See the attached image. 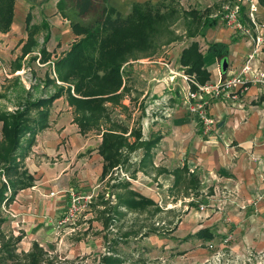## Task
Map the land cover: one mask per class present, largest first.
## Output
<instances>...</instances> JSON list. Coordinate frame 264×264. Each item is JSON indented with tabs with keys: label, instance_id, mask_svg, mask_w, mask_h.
<instances>
[{
	"label": "rangeland",
	"instance_id": "obj_1",
	"mask_svg": "<svg viewBox=\"0 0 264 264\" xmlns=\"http://www.w3.org/2000/svg\"><path fill=\"white\" fill-rule=\"evenodd\" d=\"M177 1L186 9L197 8L203 12L207 7L209 10L204 12V16L215 17L220 13L219 25L208 29L205 36L189 38L186 36L184 21L180 19L173 26L176 33L181 36L180 40L170 44L163 43L155 54H141L139 59L124 65L125 77L131 90L126 93L121 104L116 106L109 104V112L116 123L128 125L130 129L142 130L144 141L159 137L157 132L159 128H163L168 134L165 137L166 142L174 135L178 144L183 146H180L178 150L173 147L168 152L165 149L166 146L160 144L159 140L152 149L153 154L147 159L143 157L142 147L131 154L128 162L122 163L113 170L112 174L101 179V176L94 173L95 167H93V164L98 165L96 159L100 161L102 159L96 151L101 142L100 130L92 128L83 132L79 129L74 120V113L67 109L66 97H59L51 107H48L51 126L45 129V132L47 136L51 134L54 139H60V142L45 161L42 160V156L45 155L42 154L43 149L38 146L39 143H33L26 156L21 159L24 164L26 160H29L48 168L47 171L44 170L42 177L47 173L50 174L51 177L47 180L49 185L39 188V191L44 192L50 190L53 185L57 186H55L56 195L52 197L50 209L45 211L46 217L37 221L40 224L48 221L47 230H50V238L41 237L32 231L34 225L25 224L26 221L19 218L12 209L14 202L2 210L7 217L3 230L14 231L15 235L23 236L19 243V251L30 250L33 241L38 239L36 241H39L50 255H57L61 260L71 264H106L103 262V256H117L111 241L119 239V247L122 251L131 254L130 257H133L132 253H135L134 257L137 258L131 259L125 256L127 260L121 264H264V187L252 193L249 200L238 196L237 185L234 186L237 193L235 191L231 194L220 192L226 188L222 186L219 187V194L213 193L212 187L215 184L219 186L222 184V176L216 171H205L200 165L201 159L194 158L198 155L194 152L196 149L204 150V146L209 145L213 138L219 139V119L212 116L215 119L214 126L209 132L205 130L199 120L197 109H194L196 101L188 98L191 82L187 81L183 75L186 74L195 79L196 77L189 74L180 63L182 50L193 40H197L200 43V50L207 56V65L216 64L219 61L218 72H221L224 53L215 55L217 57L213 55L211 58L208 53L209 44L226 42L235 45L238 41L233 42L234 37L240 42L244 38L247 41L251 40L250 50L244 55L243 61H245L253 50L255 31L250 23L246 26L248 31H243L237 26L238 13L240 14L238 0ZM57 2L58 0L25 1L26 7H23L25 15L30 9L29 4L32 5L30 10L33 12L34 19L29 30L35 32L39 45L31 56L24 57L25 66L21 72L9 76L10 74L7 73L10 71V63L20 53L21 44L28 38L26 22L23 19L18 22L19 10L15 7L14 23H12L13 26L11 25V32L8 30L12 35L10 37L12 41L0 47L1 49L8 47L5 53L0 54V88L6 82L4 90L8 94L0 101L3 108L16 109L23 100L22 97L19 98V95L24 96L23 88L30 89L34 99L49 97L56 92L58 86L49 81V78L57 77L54 61L59 55L66 54L73 43L83 36L74 33L72 19L92 23L104 5L102 0H97L96 10L83 18L67 9L70 16L66 17L59 11ZM258 3L260 9L257 14L264 24V14H260L264 4L261 0H258ZM245 6L248 12V5ZM57 18L62 20V25L56 21ZM43 20L46 21L47 26L42 25ZM35 26H38V29ZM57 27L65 28L67 32L64 33ZM17 30L21 35L14 39L13 34L17 33ZM49 31L52 34L45 42L44 37ZM44 45L46 47L49 45L50 49L56 53V57H50L47 62L40 60L42 56L40 49ZM218 50L222 52V49ZM33 56H36V59H33ZM228 59L229 62L231 59L233 65L241 59V56L238 54L235 57L231 54ZM229 66L230 63L225 72L229 71ZM15 76L19 78L16 79ZM222 76L226 75L220 73L218 79L213 81L220 80ZM213 81L210 79L207 82ZM57 83L63 85L59 80ZM9 85L13 86L10 91L7 88ZM261 92L264 98V89H261ZM243 100H240V106L219 99L212 102L221 101L235 112L244 109ZM60 105L62 109L59 114ZM212 105L213 103L210 107ZM179 115L183 116L184 121L189 122L191 129H187L188 123H184L180 126L181 131L179 130ZM64 129H72V131L67 132L68 135H66ZM42 130L39 132L45 133ZM80 131L82 133L78 135ZM78 136L81 142L74 144V137ZM30 138L31 135L27 133L22 141L27 143ZM2 139V123L0 122V141ZM222 139L223 146L229 154L232 143L226 135ZM46 141L49 144V140ZM144 160H146L145 164ZM253 160L264 169V155H254ZM189 162L191 163L189 172L197 174L201 180L199 193L187 187L175 186L174 169L184 168V165L187 167ZM39 175L40 173L37 176ZM126 175H129L131 180L122 179ZM259 178L261 182L263 181L261 185H264V177L259 176ZM124 181L130 182L129 190L151 197L157 205H150L140 210L121 204L119 199L121 194L117 193L119 188L113 189V184L119 185ZM119 204L124 212L118 209ZM229 204L235 205H230L235 213L226 212L229 210L226 209ZM189 212H193L195 219L192 225L183 222L185 215ZM211 216L219 217L216 220H208ZM206 219L207 223L212 224L210 231L214 234L215 241L191 237L193 232L197 233L204 229L203 223ZM105 221L108 225L104 223ZM41 230L40 227L37 231ZM125 233H129V236H124ZM153 234H157L159 240H163L157 242L159 240L155 239V242H152ZM122 236L124 238L120 240ZM186 239L193 240L190 247H186L190 241H181ZM210 244L213 246L211 247ZM141 254L145 260L139 257Z\"/></svg>",
	"mask_w": 264,
	"mask_h": 264
},
{
	"label": "trees",
	"instance_id": "obj_2",
	"mask_svg": "<svg viewBox=\"0 0 264 264\" xmlns=\"http://www.w3.org/2000/svg\"><path fill=\"white\" fill-rule=\"evenodd\" d=\"M16 1L0 0L1 32H7L11 28ZM96 1L58 0L57 7L66 17L70 16L67 11L70 9L76 16L83 18L96 10ZM102 1L104 5L92 23L72 19L74 33L83 36L73 43L64 56L54 61L57 77L49 78V81L58 86L56 92L49 97L34 99L30 91H27V96L22 97L23 100L14 111L0 108V121L3 122V139L0 141V264H71L61 260L57 255H50L36 240L33 241L30 250L19 251V243L23 236L15 235L14 231L3 230L7 217L2 210L14 202L22 189L34 184V176L21 159L35 143L37 133L49 126L48 107L66 93L70 104L75 107V121L83 132L92 128L101 129L102 124L111 122L110 127L101 129L103 139L99 153L104 160L103 176L115 166L127 162L130 153L140 147L145 150L144 158L147 159L159 139L141 140L142 132L139 129L131 132V135L135 136V141L131 142L125 134L128 126L113 122L106 105L107 102L118 105L130 91V84L124 72L126 64L139 59L141 54H155L163 43L170 44L180 40L181 36L173 27L180 19L184 21L186 36L189 38L205 36L207 30L218 26L221 19L220 13L215 17L204 16V12L209 10L207 7L203 12L197 8L186 9L181 7L177 0H161L157 4L149 0L135 2L128 14H123L116 7L109 5L108 0ZM261 1L264 4V0ZM238 6L241 20L247 24L249 21L247 7L242 4ZM235 38L233 42L238 41ZM49 39L48 34L45 42ZM38 45L37 40L29 37L22 48V55L18 56L12 65V70L21 69L24 57ZM219 48L224 51L223 59L228 57L230 48L225 42L210 43L208 53L219 55ZM41 53V62L50 60L51 54L45 45L41 48ZM32 58L36 59V56ZM180 63L198 82L204 84L211 79V71L205 65V54L200 50L199 41L193 40L182 50ZM57 80L63 85L57 83ZM192 87L195 89V85ZM0 97L3 95L0 94ZM27 133L31 135L28 144L22 141ZM124 148L129 153H124ZM117 186L113 184V189ZM120 202L129 208L140 210L157 205L153 199L128 188L125 194L120 195ZM104 223L108 225L107 221ZM124 236H129V233H125ZM192 236L208 240L214 238L209 228H204ZM123 238L122 236L120 240ZM111 242V245H114V252L118 251L115 246L119 244V239H112ZM125 254L129 257L131 255ZM134 255L135 253H132L133 257L130 258L137 259ZM139 257L144 259L140 255ZM123 258L103 256V262L121 264L125 261Z\"/></svg>",
	"mask_w": 264,
	"mask_h": 264
},
{
	"label": "crops",
	"instance_id": "obj_3",
	"mask_svg": "<svg viewBox=\"0 0 264 264\" xmlns=\"http://www.w3.org/2000/svg\"><path fill=\"white\" fill-rule=\"evenodd\" d=\"M25 1H27V0H17L16 1L15 7L18 8V10H19L18 18L20 17L18 22H21V19H23V21L26 22V28L28 30V38L33 37L35 40H37V38L34 35L35 32H32L29 30V28L31 27V24L33 22V19H34L33 12L30 10L31 9L30 6H32V5L29 4L28 8H30V9L27 12V14L25 15V8H23V7H26V6H24ZM144 1H148V0H108V4L113 6V7H116L123 14H128L131 11L132 5L135 2H144ZM149 1H151L153 4H157L161 0H149ZM16 8H15V10H16ZM260 14H264V8L261 9ZM24 15H25V18H24ZM14 17H15V15H14ZM56 21H58L60 24L62 23V20H60L59 18H57ZM13 23H14V20H13ZM55 24H57V23L55 22ZM42 25L47 26L46 21L43 20ZM12 26H13V24H12ZM35 28L38 29V26H35ZM57 28L60 31H63L64 33L67 32L65 28H60V27H57ZM36 29H33V30H36ZM9 31L11 32V30H9ZM9 31L6 33L0 32V47H2L1 46L2 44H4V45L9 44V42L11 40L10 37H12V35L9 34L10 33ZM50 31L46 33L45 37L48 34L51 36L52 32H50ZM19 32H20L19 30H17V33L14 32V34H13V36H15L14 39H17L18 36L21 35V33H19ZM45 37H44V39H45ZM28 38H27V40H28ZM27 40L21 44L20 53L17 54L16 57L10 63V68H9L10 71L7 73V74H10L9 76L16 74V72L19 74L21 72V70L24 68V66H25L24 60L22 61L21 69H19L17 71L12 70V65L16 62L17 57L22 55V53H23L22 48H23L24 44L27 42ZM239 42H240V40H238V42L235 45L229 44V48H230L229 53L230 54L228 53V58H229V56L231 57V54H233V56H235V57L239 54L241 56V59L234 62L233 65L231 64V59H230V62H229L230 66H229L228 72H223L222 70H221V72H218L219 67H220L219 61L216 64L212 63L211 65H207V63H206L207 56L205 55V63H206L205 65L211 71V80L212 81L214 79H218L220 73L224 74V75H228V74L236 73L240 70V66L244 62L243 61L244 55H246L248 53V51L250 50V48H249L250 42L247 41L246 38L242 39L240 43ZM232 45H233V47L231 49ZM7 48L8 47L2 48V49L0 48V54L5 53L7 51L6 50ZM35 48L36 47H34L33 51L30 52L25 57L31 56V54L35 51ZM47 50L49 51L50 54L52 53L51 58L56 57L55 56L56 53L50 49L49 45L47 47ZM57 50L59 51V49H57ZM218 52L223 53V50H222V52H220L218 50ZM64 54H63V56H64ZM209 55H211V58H212L214 54L209 53ZM59 57H62V55H59ZM59 57H56V58H59ZM215 57H217V56H215ZM222 60H223V55H222ZM262 62H263V67H264V56H262ZM15 77H16V79L19 78V76H15ZM6 80H7V78H6ZM4 84H6V82H4ZM4 84L1 85V88H0V94L3 95V97H0V101L2 98H5L8 96L7 92L4 90V87H6V86H4ZM7 88H8V91H10L13 88V86L9 85V86H7ZM23 89H24L23 90L24 91V97H26L27 91H30V89H26V88H23ZM125 95H124V97H125ZM258 95H261V96H258ZM262 95L263 94H262L261 89H260V84L252 85L250 87L249 91L247 92L246 96L244 97V100H243V103L245 105L244 109L243 110H236L235 112H233L231 109H229L221 101L212 102L213 105L210 108V114L219 119L218 128L220 130V136H219V139L217 137L213 138L211 140V142L209 143V145L204 146V150L196 149L194 153H196V154L198 153V155L195 156L194 158L199 157L201 159L202 164L200 163V165L205 171H208V170L212 171V172L216 171L217 173H219L220 176H222V178H221L222 184L220 186L215 184V186L212 187L213 193L215 192L216 194H219V187L222 186V187H226V188H223V190L220 192H225V194L226 193L231 194L233 191L236 192L234 186L237 185V190H239L238 196L244 198V200H249L250 197L252 196V193H254L255 191L260 190L264 187V185H261L263 183V181L261 182V180L259 178V176L264 177V174H263L264 169H262L261 166H259L253 160L254 155H264V98ZM64 96L66 97V103L68 105L67 109H70L71 112L74 113V120H75V114H76L75 107L70 104L66 93H64L60 98H63ZM20 97H23V95H19V98ZM109 104L116 106L115 104H113L111 102H107L106 105L108 106V108H109ZM119 104H121V103H119ZM0 108L3 110H8L6 108H3L1 103H0ZM61 109H62V105L59 106V110H58L59 114H60ZM14 110H8V111H14ZM110 117L112 118L111 113H110ZM112 121L116 123V121L113 118H112ZM0 122L2 123V126H3V122L2 121H0ZM184 123H188L187 129H189V128L191 129L189 122L184 121L183 116L179 115V117H178V126L179 127L178 128L180 131H181L180 126L184 125ZM76 124L78 125L77 122H76ZM50 126H51V120H50V124L47 128H50ZM110 126H111V122H107V123L101 125V129H104V128L110 127ZM125 126H128V125H125ZM47 128H45V129H47ZM45 129H43L44 132L46 131ZM79 129H81L80 126H79ZM101 129H98V130H100V134H101L100 144L102 143V139H103ZM133 130H137V129H130V127L128 126V131L125 133L129 137V140L131 142L135 141V136L131 135V132ZM183 130H185V128H183ZM70 131H72V129L71 130L64 129L65 134L67 132H70ZM141 132H142V130H141ZM81 133L82 132L80 131V133H77V134L79 135ZM48 134H49V131H48ZM157 134L159 135V137L154 138V139H159L160 144H164L166 146L165 149L168 152H170V149L171 148L173 149V147L176 150H178L180 146H183L181 144H178V140L175 138L176 136H174V135H173V138H171V139H169V137H168L169 140L166 139V140H168V142H166L165 137L168 134L165 132V130H163V128H159V131L157 132ZM66 135H68V134H66ZM224 135H226L229 142L232 143V147L230 148V153H229L231 155H229L226 152V150H225L226 148L223 146V143L221 141V140H223L222 138ZM74 138H75L74 144L77 142L78 143L81 142L80 136L74 137ZM46 140H49V144ZM141 140H145V138L143 137V133H142ZM149 140H153V138L148 139L146 141H149ZM59 142H60V139L59 140L54 139V136L51 134H49L47 136L46 132L45 133H41V132L37 133L35 143H37V144L39 143L38 146H41L43 149L42 154L45 155V156H42L43 161H45L46 158L53 153V150L55 149L54 147H56ZM61 142H62V140H61ZM100 144L96 150L98 152L99 156H101V154L99 153ZM140 148H142V147H140ZM140 148H138V149H140ZM138 149H136V150H138ZM185 149H187V148H185ZM123 152L129 153L126 148L123 149ZM133 152L134 151H132L130 153V157H131V154ZM173 152H174V150H173ZM144 154H145V150H144ZM151 154H153L152 151H151ZM100 158H102L101 161L96 159V161H97L96 163L98 165L96 166L95 164H93V167H95L94 173L99 177L101 176V179H105L107 176L112 174L113 170L116 167H119L121 165V164H119V165L115 166L112 170H110V172L107 175L103 176L104 160H103L102 156ZM33 162H29V160H26L25 166L28 169V171L31 174H33V176L35 178L34 184L32 186L26 188V189L21 190L17 194L16 199L14 200V204L12 205V209L17 213L19 218L24 219L26 221L25 224L30 223L31 225H34V226H32L33 227L32 231L37 233V235H40L41 237L50 238V234H49L50 230H47V227H48L47 222L48 221L41 223V224L37 221L40 219L43 220L46 217L45 211H46V209H50L49 206H50L51 202H53L52 197L56 195V190H55L56 185H53V187L50 190H46L44 192L39 191L38 190L39 188H43L44 185H49V182L47 180L51 176H50V174L47 173L44 177H42L43 172L47 171L48 168L43 167L41 164H37V163H33ZM190 166H191V163L189 162L187 167H185V165H184V168H178L177 167L174 169L173 175L175 177V186L187 187V188L192 189V190L199 193V190L201 187L200 186L201 180L197 174H195L194 172H193L194 174L189 172ZM39 173H40V175L37 176ZM122 179H126V177H123ZM129 183L130 182L124 181V182L120 183L117 187H115V189L119 188L117 190V193L122 194V191H123V193L125 194L127 191V188L130 189ZM215 187H218V188H215ZM142 195H144V194H142ZM144 196H146V195H144ZM146 197L151 198L148 196H146ZM119 199H120V195H119ZM155 205L156 204H154L152 206H155ZM230 205H233V204H229L226 206V209H229L226 212L235 213V211L231 208ZM233 206H235V205H233ZM117 207L120 210L122 208L120 204ZM122 212H124V211H122ZM122 212H120V213H122ZM192 213L193 212H189L188 214L185 215L186 218L183 221L184 223H189V225H192V221L195 220ZM219 213H221V212H219ZM103 217H105L104 214H103ZM218 217L219 216H211V217H209L208 220H216ZM48 219H49V217H48ZM208 220L207 219L205 220L206 222L203 223V227L210 229V226L212 224L207 223ZM43 226H44V228H43ZM40 227L42 228V230L38 232L37 230L40 229ZM218 232H220V230H218ZM192 234L195 235L196 232H193ZM153 235H155V236H153ZM153 235H152V242H155V239L159 240V236L157 234H153ZM191 237H194V236H191ZM36 240H38V239H36ZM161 240H163V239H161ZM161 240H159L157 242H160ZM211 240L215 241L216 239L215 240L211 239ZM181 241H190V242H188L189 244L186 245V247L187 246L190 247V245H192L191 241H193V240L186 239V240H181ZM115 248L118 249V251H115L116 255L121 257V258L124 257L125 260H127L126 257H129V256H127L122 251V248L119 247V244L117 246H115ZM123 254L126 255V257ZM140 256L143 257V254H141Z\"/></svg>",
	"mask_w": 264,
	"mask_h": 264
},
{
	"label": "built area",
	"instance_id": "obj_4",
	"mask_svg": "<svg viewBox=\"0 0 264 264\" xmlns=\"http://www.w3.org/2000/svg\"><path fill=\"white\" fill-rule=\"evenodd\" d=\"M238 2V4L248 5L247 17L249 21H247V24L244 23L238 13L239 22L237 26L243 31H248L246 26L250 23L253 26V31H255L253 50L247 56L241 69L236 73L222 76L220 80L204 84L186 74L183 75L187 81L191 82L188 98L196 101L194 109H197L199 120L208 132L212 130L215 123V119L210 114V105L213 100L219 99L240 106V100H243L252 85L260 84L261 89H264V67L260 57L264 53V24L259 20L257 14L260 4L258 0H238ZM248 41L251 42V40ZM192 85H195V89L192 88ZM123 177L131 180L129 175ZM210 246L213 245L210 244Z\"/></svg>",
	"mask_w": 264,
	"mask_h": 264
},
{
	"label": "water",
	"instance_id": "obj_5",
	"mask_svg": "<svg viewBox=\"0 0 264 264\" xmlns=\"http://www.w3.org/2000/svg\"><path fill=\"white\" fill-rule=\"evenodd\" d=\"M228 64H229L228 58H224L222 60V64H221V68H222L223 71H226L227 70Z\"/></svg>",
	"mask_w": 264,
	"mask_h": 264
}]
</instances>
